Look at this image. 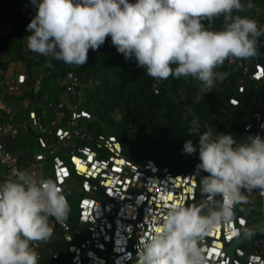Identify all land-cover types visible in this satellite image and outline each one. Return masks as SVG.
I'll return each mask as SVG.
<instances>
[{
	"label": "clouds",
	"instance_id": "obj_1",
	"mask_svg": "<svg viewBox=\"0 0 264 264\" xmlns=\"http://www.w3.org/2000/svg\"><path fill=\"white\" fill-rule=\"evenodd\" d=\"M36 14L27 25L29 51L65 64L82 66L89 50L108 37L125 60L132 59L154 80L191 77L208 93L227 73L225 61L259 56L264 26L239 15L242 0H31ZM247 7H251L248 4ZM223 18L219 30L212 23ZM189 133L199 134V170L207 173L198 187L203 199L185 206L172 203L163 216L151 218V231L140 237L135 264H209L205 238L226 227L233 238L251 240L264 225L233 230L237 206L264 196V137L238 142L230 133L201 132L193 120ZM264 129V125H261ZM186 154L197 151L191 140ZM71 207L53 178L17 170L0 182V264H39L36 248L63 224Z\"/></svg>",
	"mask_w": 264,
	"mask_h": 264
},
{
	"label": "built area",
	"instance_id": "obj_2",
	"mask_svg": "<svg viewBox=\"0 0 264 264\" xmlns=\"http://www.w3.org/2000/svg\"><path fill=\"white\" fill-rule=\"evenodd\" d=\"M242 2L246 10L238 14L264 26V0ZM257 47L264 58V35L258 38ZM258 57L225 61L237 76L238 94H244L250 84L256 89L251 101L252 123L243 127V140L255 134L264 137V61ZM62 66V72L60 68H47L33 79L35 93L43 79H49L61 94L53 98L41 94L39 102L33 103L34 109L23 110L25 120L21 124L10 121L13 108L0 98V112L7 117V121L0 119V167L4 178L17 170L38 177L35 169L50 165L51 178L62 186L71 207L63 224L50 221L54 234L58 232L64 243L66 255L60 260L61 253H53L55 264H135L140 237L151 231L148 220L163 216L172 203L189 206L203 199L198 182L207 173L197 168L199 161L177 172L175 165L125 156L117 135L94 129L95 119L86 102L87 95L92 96L100 86L99 80L82 73L81 66L63 61ZM26 85L27 77L19 75L6 83L5 93L15 95ZM239 105L237 95L229 99V106ZM112 117L120 121L121 109ZM22 134L23 141L34 138L37 147L31 154L23 151V159L7 146ZM249 199L250 203L237 206L233 230L241 226V221L247 226L264 225V196L255 190ZM39 247L36 251L41 264ZM203 247L209 264H264V233L242 241L233 238L228 228L218 227L205 238Z\"/></svg>",
	"mask_w": 264,
	"mask_h": 264
},
{
	"label": "trees",
	"instance_id": "obj_3",
	"mask_svg": "<svg viewBox=\"0 0 264 264\" xmlns=\"http://www.w3.org/2000/svg\"><path fill=\"white\" fill-rule=\"evenodd\" d=\"M132 2H135V0H132ZM11 17L14 29L0 38V54L9 52L10 48L21 39L18 21L13 16ZM222 24L223 18L221 17L215 20L211 26L213 29L219 30ZM258 60L264 61V58L259 56ZM55 64H50V66L54 67ZM1 65L3 63L0 62ZM58 68H60L61 72L63 71L62 61L54 69ZM227 69L224 64L217 71L225 73ZM81 71L84 73L82 67ZM157 81L149 77L145 70L138 66L135 57L131 59L130 67L128 69L124 68L117 82L106 89V95L102 103L106 104V106L121 108V125L127 128L126 135L109 133L118 136L122 142L123 153L128 158L138 157L155 161L161 160H158L155 156L154 147H160L162 152L171 153L176 157L177 155L181 157L189 156V154L183 151V146L187 140H191L197 149L193 154L197 155L198 161L200 162L199 134L188 132L192 126L191 122L196 120L201 132L209 131L211 128L215 129L218 126L219 109L225 103H229V99L235 95V89L228 90L226 88L219 95L215 94L212 90L205 94V92L201 91L199 83L191 77H181L179 79L170 77L167 80H163L164 84L169 83L171 85L170 91L172 93L169 94L164 88L157 89ZM230 84L234 86L233 78L230 79ZM185 85H187V89L190 90L191 95L196 96L200 93L201 98L181 99L178 96V92ZM253 91H256V89L254 85L250 84L247 86L246 92L238 97L240 105L234 107L236 109V117L233 120L232 126L225 132V134H232L238 142L243 141L242 130L244 124L241 118L247 113L249 114V108L247 106L250 100L249 95L251 96ZM261 91L262 103H264V87H262ZM25 93L29 94L31 101L35 97L33 103L39 102L41 93H35L33 88ZM86 104L88 106V101ZM88 109L93 116L105 117L107 112V109L103 111L102 107L96 108L95 113L92 112L89 106ZM226 121L229 120L226 119ZM101 131L103 132L104 128H99V132ZM162 162L168 164L164 161ZM182 170L178 167L176 169L177 172ZM201 200L198 199L191 203V205L198 204Z\"/></svg>",
	"mask_w": 264,
	"mask_h": 264
},
{
	"label": "rangeland",
	"instance_id": "obj_4",
	"mask_svg": "<svg viewBox=\"0 0 264 264\" xmlns=\"http://www.w3.org/2000/svg\"><path fill=\"white\" fill-rule=\"evenodd\" d=\"M0 4H2L5 8L12 7L10 16H13L14 19L18 21L21 40L23 41L21 42V44L23 45V62L30 67L31 63L29 62V60L33 61L34 64L37 65V67L40 69V73L49 67L53 69L56 68L61 63L60 60H55L51 57H45L31 52L27 47V36L31 34L29 31H27V25L36 14V7L31 2V0H0ZM51 60L55 61L56 63H53L55 64L54 67L50 66V63L52 65ZM130 61L131 59L125 60L123 54L117 52L116 47L112 44L110 37L109 39H106L105 43L100 46L98 50L93 51L90 49L88 52L87 63L81 66L85 75L92 76L98 79L100 82V86L95 89L93 95H87L88 106L92 109L93 113H95V109L98 107H102L103 111L104 109H107L105 117L94 116V129L96 131H99V128H104L105 132H112L119 135L122 134L124 136L126 135L127 128L121 125L122 118L120 121H115L112 117V114H114L115 111L121 108L115 106H106V104L102 103L104 101V96L106 95V89L110 85L117 82L119 75L124 68L128 69L130 67ZM225 73H227L226 78L223 80H217L214 84V87L212 88V91L217 95L222 94L226 88H228V90L235 89L234 92L236 91V74L229 69H227ZM231 78L234 79V86L231 84L229 85V81ZM163 82V80H158L156 82L157 89L164 88L167 93H172L170 91L171 85L169 83L164 84ZM31 83L33 85V80L31 81ZM187 88V85H185L178 92V96L181 99L189 100L201 98L200 93H198L196 96L191 95L190 90ZM56 89V84L54 82L52 83V81H49V79H43L42 85L38 87L39 93H41L43 96L47 95L50 98H53L55 94H61V91H55ZM254 93L255 91L252 92L251 96L249 95L250 100L248 101L247 106V108H249V114L247 113L243 116V118H241L244 126L252 123L250 112L252 111L251 101ZM235 95H237L238 97L241 96V94H238L237 92H235ZM24 98H26L25 100L26 102H28V105H31V103L35 101V97L34 100L31 101V97L26 93L24 95ZM20 100H23V96L20 98ZM34 108L35 105H32V107L25 108L24 111L26 112L28 109ZM235 117L236 109L229 106V103H225L223 106H221L218 112V126L215 129L211 128L210 131H212L214 135L225 133L232 126ZM226 119H228L229 121H226ZM23 120H25L24 113ZM8 143H10V141ZM18 143L19 140H16V142L12 144L16 145ZM23 144V148H25L27 153L31 154L37 151L34 138H28L26 141H23ZM154 153L158 160L164 161L171 165H175L183 170H186L193 163L198 161L196 154H191L187 157H181L177 155L176 157L171 153L162 152L160 147H154ZM35 171L38 178H51V167L48 164L37 167ZM62 254L64 255V259H66V255L64 253Z\"/></svg>",
	"mask_w": 264,
	"mask_h": 264
},
{
	"label": "crops",
	"instance_id": "obj_5",
	"mask_svg": "<svg viewBox=\"0 0 264 264\" xmlns=\"http://www.w3.org/2000/svg\"><path fill=\"white\" fill-rule=\"evenodd\" d=\"M2 4H0V38L11 31H13V21L10 16V11L12 7L5 8ZM23 42L21 39L14 44L9 52H3L0 54V62L3 65L0 66V98H3L6 101V106L13 108V115L11 117V122L14 124H21L23 122V110L31 105H28L26 102V98H24V93L33 88L31 81L40 74V69L37 65L34 64L33 61L31 66H27L23 62ZM50 61V60H49ZM52 64L55 61L51 60ZM51 64V63H50ZM19 75H25L27 77V85L24 90L15 95H8L5 93V85L8 81L15 80ZM36 90L35 88H33ZM23 96V100L20 98ZM0 119L3 121H7V117L4 113L0 112ZM18 144L7 143L9 149H11L14 153L18 154L23 159V151L26 152L25 148H23V134L18 139ZM4 178V170L0 167V182H3ZM64 243L60 237V235L55 233L50 241L46 244H40L39 251L42 253L43 257L41 260V264H55L52 259V254L59 252L60 260L64 259L63 253Z\"/></svg>",
	"mask_w": 264,
	"mask_h": 264
},
{
	"label": "snow or ice",
	"instance_id": "obj_6",
	"mask_svg": "<svg viewBox=\"0 0 264 264\" xmlns=\"http://www.w3.org/2000/svg\"><path fill=\"white\" fill-rule=\"evenodd\" d=\"M242 222V221H241Z\"/></svg>",
	"mask_w": 264,
	"mask_h": 264
}]
</instances>
